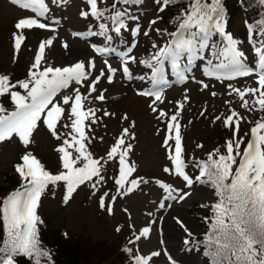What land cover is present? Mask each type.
Returning <instances> with one entry per match:
<instances>
[{"label": "rangeland", "instance_id": "rangeland-1", "mask_svg": "<svg viewBox=\"0 0 264 264\" xmlns=\"http://www.w3.org/2000/svg\"><path fill=\"white\" fill-rule=\"evenodd\" d=\"M45 3L48 12L44 17H38L31 9L14 5L11 0H0V67L6 73L16 70L18 74H29L30 71L39 72L47 67L64 68L82 62L87 79L80 84L71 81L67 88L61 89L57 97L53 98V104L65 109L56 124V136L44 124L42 115L27 147L16 135L0 142V185H6L4 174L10 166L27 153L51 163L58 169L57 174L65 171L58 148L64 146L73 158L78 156L75 151L78 145H74L73 137L79 139V136L71 128L74 118L69 117L71 102L65 105L63 100L66 96L74 98L79 90L82 97L87 98L83 100L84 111L95 110L94 116L90 114L85 119L87 139L83 143L91 157L100 160L102 179L93 177L80 185L66 204L65 183L51 185L44 192L37 211L47 216L57 227L94 241L120 236L133 245L136 256H150L153 252H159L160 255L153 257L149 264H206L192 240L206 233L205 222L199 221L196 214L207 216L210 213L208 207L216 202V196L203 183L192 179L193 184L189 187L184 179L179 181L170 177L174 170L170 156L175 153V130L169 132L168 123L170 117L176 114L177 121L174 123L179 124L182 159L185 166L190 167L193 176L199 175V165L208 161L209 154L215 153L220 130L225 125L223 121L232 112L243 117L238 131L241 133L249 134L258 122H264V110L255 103L256 97L246 95L249 105L245 108L233 91L257 88V75L231 80L206 75V71L213 70L220 62L214 53L222 47L223 40L220 37L213 42L210 36L209 47L196 54L189 65L186 81H177L170 74L166 63L165 78L169 83L154 88L152 70L141 61L149 60L157 51L153 44L163 46L172 40L168 35L173 33L171 26L164 21L165 9L159 10L161 3L147 0L136 9L122 8L125 27L120 33L113 30L115 25L108 6L109 0H97L98 8L104 12V16L99 18L91 16L86 0H45ZM82 13L88 15L85 17ZM20 19H37L48 27L40 29L33 26L18 30L15 24ZM151 21L156 23L151 24ZM232 22L228 31L240 42L238 48L245 53L246 65L255 68L258 57L253 43L259 47L264 37L249 33L240 12ZM100 24L107 26V32L93 35L100 32ZM137 27L140 31L134 34ZM156 29H160V32L157 33ZM145 31L148 35H144ZM15 35L24 37L18 52L14 47ZM47 40H51L52 44L46 45L39 68L33 69L39 44ZM65 44L67 47H64ZM98 48L106 51L97 52ZM129 57H135V61ZM125 61L130 78L123 73ZM90 62L94 63V67L90 66ZM187 64L188 59L184 55L181 66ZM109 68L114 71L110 72ZM91 84L95 85V91L90 93ZM157 90L161 92L163 102L156 101L154 96L139 94ZM101 94L104 96L102 101L98 99ZM153 108L157 111H153ZM160 111L167 115L161 117ZM236 119L233 118L234 126ZM124 129H128L129 135H123ZM261 133L264 134V130ZM120 138L125 143L110 159L108 153ZM65 140L74 146L64 145ZM128 145H131V151H127L125 159L134 171L121 187L116 184L119 178V154L126 151ZM83 164L81 159L76 167H82ZM166 168L169 171L166 172ZM132 180L138 181L137 187L132 188ZM130 188L131 191L128 190ZM185 193L190 195L181 199ZM101 197L105 200L104 208L100 207ZM197 205L201 208L198 209ZM109 206L111 214L107 210ZM145 227L149 228L148 236L137 240L136 236Z\"/></svg>", "mask_w": 264, "mask_h": 264}, {"label": "snow or ice", "instance_id": "snow-or-ice-1", "mask_svg": "<svg viewBox=\"0 0 264 264\" xmlns=\"http://www.w3.org/2000/svg\"><path fill=\"white\" fill-rule=\"evenodd\" d=\"M86 2L90 6L91 16L97 18L104 16V12L98 8L97 0H86ZM157 2L162 4L159 10L163 11L164 7L172 3V0H157ZM11 3L19 5L23 9H31L38 17H44L48 12L45 0H11ZM261 3H264V0H261ZM112 7L115 9L116 4L114 3ZM82 15L86 17L88 13H82ZM124 16L125 13L117 11L112 17V22L115 25L113 30L116 33H120L121 29L125 27ZM178 19L180 21L178 31L168 34L172 40L163 46L153 44L157 51L149 60L141 61L152 70L151 80L154 88L169 83L165 78L166 61L170 63L177 79L185 80L186 72H188L194 56L209 47L208 39L210 36L219 34L223 38L222 47L214 55L220 62L215 65L213 70L206 71L205 74L215 76L216 79L229 80L236 77L257 75V88L233 89V91L242 100L243 107L248 108L249 101L245 99V96L251 94L256 97L255 103L259 105V108L264 110V39L260 41L259 47L253 43L258 57L256 67L253 68L244 62L245 53L238 48L240 42L226 32L223 0H189L187 8ZM150 23L155 24L156 21ZM33 26L40 29L48 27L45 23L38 22L37 19H20L15 24V28L18 30L30 29ZM99 28L100 32L93 33V35H104L108 30L105 24H100ZM258 28L261 36L264 37V20L258 22ZM254 30L256 29L253 26H249V33ZM139 31L140 29L137 27L134 34H138ZM156 31L159 33L160 29H156ZM144 35H148V32L145 31ZM107 38L111 39V37ZM23 40L22 35L14 36V47L17 52L20 50ZM51 44V40L39 44V52L32 65L33 69L39 68L44 58L45 47ZM64 47L67 45L65 44ZM96 51L104 53L106 50L98 48ZM185 54L188 56V64L182 67L181 60ZM124 55L127 56V53ZM129 59L135 61V57H129ZM90 66L94 67V63L90 62ZM109 71L114 70L109 68ZM123 73L130 78L127 61H125ZM85 79H87V73L85 64L82 62L71 67H47L39 72L30 71L29 79L18 82L19 87L26 91V95H20L18 92H10V89L16 85L10 83L7 75H0V95L10 93L15 104V111L7 114H5L7 110L0 105V142L16 135L27 147L42 115L44 116V124L56 136V124L64 115L65 109L59 104L52 103L54 96L61 89L67 88L71 81L80 84ZM109 80L111 82V76H109ZM89 88L90 93L95 91L94 84L89 85ZM257 93H259L258 97ZM139 94L154 96L156 101L163 102L161 92L158 90L140 92ZM84 99L87 98L82 97L77 90L74 98L66 96L63 100L65 105L71 102L69 117L74 118L71 128L79 136V139L73 137L74 145H78L75 147V151L78 153L77 157L73 158L64 146L57 149L62 154V167L65 171L59 174H50L31 153L23 155L22 163L15 166L23 183L20 190L12 192L3 201H0V216H2L7 234V238L3 241L4 247H0V264H15L14 258L17 255L35 257L36 264H40L38 257L48 255L46 252L42 253L38 248L37 225L39 217L37 207L41 194L50 184L65 183L64 203L66 204L80 185L92 180L93 177L102 179L100 160L93 159L91 154L86 151L83 143L87 139L84 131L85 119L89 118L90 114L95 115L94 109L83 110ZM98 99L104 100L103 94L99 95ZM153 111H157V109L153 108ZM159 115L163 117L167 113L160 111ZM234 117H237L233 132V136L236 137L243 117L232 112L223 123L225 126L231 127ZM176 121L177 115L173 114L168 123V130L169 132L175 130V153L170 156V159L174 165L175 173L191 187L193 180L185 173L179 124L174 123ZM92 123H95V120H92ZM262 130H264V122H258L251 129V138L242 152L241 144L244 143L242 138L229 140L226 142V155L220 154L217 149L216 153L209 154L207 162L199 165L200 175L196 177V181L211 185L215 190V195L219 198V201L213 206L215 220L212 225V235L208 237L209 252L205 253V255L212 257L213 264H264V134H260ZM123 135H129L128 129L123 130ZM124 143L123 138L117 141V145L112 147L108 153L110 159L115 157L119 147ZM165 144H167V140ZM64 145L74 146L69 144L67 140L64 141ZM127 151H131V145H128L127 150L119 154V178L116 180V184L121 187L124 186L127 177L134 171V168L126 162ZM234 152L235 155H233ZM214 155L216 156L215 159L213 158ZM237 158H239L238 164ZM81 159L84 161L83 166L76 167ZM234 165L236 167L233 171ZM165 171L167 172L169 169L166 168ZM137 185L138 181H131L132 188L137 187ZM95 187L96 185L93 184V188ZM128 190L131 191V188ZM188 195L190 193H185L181 199ZM100 207H105L104 197L100 199ZM107 210L111 214L110 206ZM148 234L149 228L145 227L136 236V239L147 237ZM159 255V252H153L150 256L137 255L135 256V264H149L153 257Z\"/></svg>", "mask_w": 264, "mask_h": 264}, {"label": "trees", "instance_id": "trees-1", "mask_svg": "<svg viewBox=\"0 0 264 264\" xmlns=\"http://www.w3.org/2000/svg\"><path fill=\"white\" fill-rule=\"evenodd\" d=\"M146 1L147 0H127V2H125V0H109V3L111 7L115 3V10L119 11L120 8L136 9L141 7ZM188 3L189 0H172V3L165 7L164 20L171 26L174 32L178 31V24L180 22L178 17L187 8ZM223 4L225 8L226 31L229 34L230 32L228 30L232 26V21L234 17L237 16V13L240 12L245 18L248 28L249 26H253L254 29H256L252 32L253 35L255 37L261 35L258 28V22L264 20V3H261V0H223ZM0 75H7L10 79V83L16 85V87L10 89V92H18L20 95H26V91L19 87L18 82L29 79L28 72L18 74L16 70H12L6 73L3 68L0 67ZM0 105L7 110L5 114L15 110V104L11 99L10 93L0 95ZM234 130V124L231 127L223 125L220 130L219 142L215 146V153L218 149L220 154L226 155V142L241 138L244 141V143L241 144V152L243 151L251 138V132L249 134L238 132L237 136L234 137ZM233 155H235V152ZM213 158L215 159L216 156L214 155ZM39 161L50 174H57L58 169L51 163L45 160ZM21 163L22 159L13 163L7 173L4 174L6 185H0V201H3V199L12 192L21 189L23 181L15 168L17 164ZM238 163L239 158H237V164ZM235 167L234 165L233 171ZM187 170L191 172L190 169ZM199 175L193 177L196 178ZM170 177L178 179L177 174H170ZM203 185L215 195V190L211 185L207 183H203ZM49 187L50 186H48V188ZM48 188L45 192H47ZM43 195L44 193L41 194L40 200ZM218 201L219 198L216 196L215 203ZM215 203L209 206L210 213L207 216L196 214L199 221L205 222L207 231L203 236L193 239V243L196 248L202 252L206 264H213L212 257L210 255H205V253L209 252L208 237L212 235V225L215 220L213 206ZM197 208L200 209L201 206L197 205ZM37 215L39 217V223L37 225L38 248L42 253L46 252L48 254L47 256L38 257L40 264H135L136 252L133 245L129 241L123 240L120 236H116L114 239L94 241L84 235L73 233L66 228L57 227L47 216L38 211ZM6 238V230L3 225L2 216H0V247H4L3 241ZM14 259L15 264H36L35 257L17 255Z\"/></svg>", "mask_w": 264, "mask_h": 264}]
</instances>
